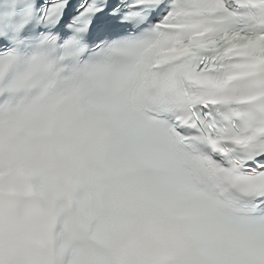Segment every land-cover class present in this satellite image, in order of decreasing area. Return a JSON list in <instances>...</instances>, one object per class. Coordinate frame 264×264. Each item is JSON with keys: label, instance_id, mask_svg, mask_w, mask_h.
<instances>
[{"label": "clouds", "instance_id": "clouds-1", "mask_svg": "<svg viewBox=\"0 0 264 264\" xmlns=\"http://www.w3.org/2000/svg\"><path fill=\"white\" fill-rule=\"evenodd\" d=\"M170 99L124 57L23 61L0 90V264H264L243 174L169 133Z\"/></svg>", "mask_w": 264, "mask_h": 264}, {"label": "snow or ice", "instance_id": "snow-or-ice-1", "mask_svg": "<svg viewBox=\"0 0 264 264\" xmlns=\"http://www.w3.org/2000/svg\"><path fill=\"white\" fill-rule=\"evenodd\" d=\"M67 9L68 0H22L0 24V90L11 94L22 62L53 47L124 57L144 80L163 74L169 133L242 173L247 210L264 213V0H79Z\"/></svg>", "mask_w": 264, "mask_h": 264}]
</instances>
